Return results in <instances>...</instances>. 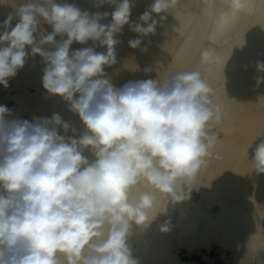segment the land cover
<instances>
[{
	"label": "clouds",
	"instance_id": "1",
	"mask_svg": "<svg viewBox=\"0 0 264 264\" xmlns=\"http://www.w3.org/2000/svg\"><path fill=\"white\" fill-rule=\"evenodd\" d=\"M101 2L114 5V11L90 14L57 0H24L0 24V85L7 88L26 59L39 55L45 62L44 89L67 101L85 129L78 136L71 129L69 136L71 125L58 113L32 122L10 120V110L0 106V264H139L128 241L134 226L152 221L149 212L157 201L149 192L133 200V189L146 181L182 201L186 183L216 149L218 137L209 129L222 121V113L199 70L120 88L104 71L117 62L116 37L125 25L140 36L154 34L178 0H154L139 17L142 24H130V0ZM203 3L211 8L216 0ZM220 3L234 12L245 7V0ZM109 15L111 22L101 23ZM227 16L221 9L216 22ZM42 24L52 31L37 42ZM89 41L106 52L94 46L70 51L74 43ZM141 43L128 41L132 48ZM221 62L213 49L200 54L201 65ZM258 68L264 71V63ZM253 162L256 172L264 173V140Z\"/></svg>",
	"mask_w": 264,
	"mask_h": 264
},
{
	"label": "bare ground",
	"instance_id": "2",
	"mask_svg": "<svg viewBox=\"0 0 264 264\" xmlns=\"http://www.w3.org/2000/svg\"><path fill=\"white\" fill-rule=\"evenodd\" d=\"M3 1L5 0H0V15L2 13L4 14L2 9L5 10V5L2 4ZM22 2H24V0H10L8 11L14 12ZM57 2L62 3L61 0H57ZM118 2H121V0H118ZM137 2L138 0H130L133 7ZM67 3L77 6L82 11L87 10L90 14L93 13L94 8L99 9L97 12L108 13L114 11L115 8L114 5L108 8V3H102L101 0H69ZM153 3L154 0H143L142 12L150 11ZM178 3L182 7L181 11L169 9L168 13H164L163 15H166L167 18L158 23L154 34L140 36V34L131 31L129 26L126 34H123V27L122 32L117 34L116 37L120 41L116 45L117 62L111 66L105 67L104 71L106 78L109 79L114 86H117V88L122 87L125 83L130 81L134 82L145 79H157L162 83L165 79L176 73L194 71L204 66L203 79L209 85L217 84L218 81L222 83L223 81L221 78H225L224 83H222V85H225H223L225 92H223L219 98H214L213 103L220 107L222 119H225V122L235 117L237 119V125L235 128L231 127L225 131V146L222 147L220 145L222 148L220 147L214 151L213 156L208 159V162L201 168L198 175L186 183L184 190L187 193L194 190L200 195L199 202L191 209V214L188 215L186 213V207H188L187 204L189 202L188 195L184 200L174 201V205L169 203L168 205L167 202L162 204L158 203L157 200L159 199L160 192L158 193V191H156L158 193L155 194L157 202L155 207L149 212V219H152V221L145 226L133 227V233L128 241L129 246L132 247L134 257L138 260L139 264H161L162 260H168L169 262L171 257H167L169 255L166 253L168 251V241L171 238L179 243L186 244L189 248L197 244L196 239L199 235V228L202 224L204 225L211 222L209 221L211 218H206L208 217L206 214L202 216L198 213V209H200L199 206L207 204L210 207H218V223L215 222V225H212V233L208 236L209 238L202 243L203 245L208 247L211 243H217L225 246L229 243L228 240L230 241L229 238L227 240L226 236L229 234V231H231L232 233L235 232L238 234L237 237H234L236 238V243L245 242L250 249L257 248L264 253V216L259 212L260 205L264 204V198L260 201L261 203L257 202L258 200H252L256 198H253L254 194H256V196L261 194L260 191L256 192L255 187H261L264 192V173H257L258 180L256 179L257 181L254 182L250 181L248 177V175H250L249 170L255 169L253 162L255 148L264 140V108H260L259 112L255 110L256 107H264L261 105L264 97V89L260 88V84L257 83L258 78H261L258 72H262V70L258 68L259 64L251 67L252 70L247 73L250 61L255 59L257 51L261 52V50H264V32L256 39L255 33L253 32L255 24L264 22V11L261 12L262 15L257 12L253 24L246 32L245 39L255 41L254 48L250 50V52L243 53L240 58H234V49L236 50V47L239 46V43L234 41L233 44L231 42V45L224 47L225 49L220 47L217 51L215 50L222 58L220 64L201 65L200 54L206 49H213L215 45L227 39L226 31L232 24V20L236 17L237 11L234 12L230 9H226L229 11L226 22L218 23L217 26L208 33L209 36H203L204 39L202 40H204L206 46L198 51V42H202L200 40L202 34L196 30V33L199 35L196 36L193 32V28H198L201 32L200 29L206 27V17L210 12L220 7V0H217L211 8L207 7L203 3V0H201V5L199 6L200 11L196 17L194 15V9L197 4L195 0H178ZM263 6V0H259L255 4H251L249 0H245V7L240 10L242 13L240 22H244L251 13L255 15L256 11ZM182 10L187 12V16H184L185 18H183V21L181 20L183 15ZM153 18L157 21L160 19L159 15L155 13H153ZM16 22L18 21L15 20L13 22V26H15ZM110 22V15L101 21V23L105 24ZM190 23L193 28L188 30L187 27H189ZM2 31L3 29L0 28V32ZM51 31L52 28L49 25L42 24L40 32L36 34L37 42H39L41 35H47L51 33ZM59 38L61 37L58 36L56 39L59 40ZM136 38L142 40L141 45L137 48L130 47L128 41ZM92 44V41L83 45L79 44L78 48L75 50L96 46L98 52H106L105 47ZM121 46L125 47L123 51L120 49ZM44 47L49 50H54L50 45H45ZM26 50L30 53V46L27 47ZM196 52H198L197 57L193 61ZM231 56L233 58H231ZM240 62H242V69H239L240 72L239 70L235 71L237 64ZM262 63H264V60ZM44 67L45 62L42 57L39 55L35 57L29 56L26 59L24 67L20 69L19 77L11 80L15 86L25 85L26 83H34L38 86L31 95L23 91H16L11 97V115L7 116V119L21 120V116L25 114V120L29 122L39 118L50 119L53 111L56 110V106H51L49 104L50 100L52 98H59L61 104L67 102L59 96L51 95L38 88L42 84ZM120 72L123 74L121 78L118 79L117 74ZM255 77L257 79H255ZM240 79H244L242 88H240L238 92H233L237 80ZM58 114L61 115L64 121L71 125L67 135H73L71 129H76L77 136L85 130L82 128L83 125L80 118L78 120L75 119V116L78 114L70 110L61 111ZM61 134H64V132ZM220 144L223 145V142ZM84 154L88 156L89 159H92L89 151L86 150ZM241 182H249L250 186L243 184L240 186ZM184 184L185 182L181 181L178 184V190H180V185ZM147 185L149 186L146 181H141V183L133 189V200L138 199L141 194L147 192ZM149 189H151V187ZM172 206H176L177 210H175L174 222L170 223ZM189 217H193V220L191 221ZM224 218H226L228 222L224 227L226 231L228 230V233H225L224 230L220 232V229V233H217V230L215 232L214 230L219 227V223ZM199 223H202L200 227L198 226ZM163 226H167L168 231H162L161 229ZM235 233L233 235H235ZM233 235H231V233L229 234L230 237ZM171 262L170 264L173 263Z\"/></svg>",
	"mask_w": 264,
	"mask_h": 264
},
{
	"label": "rangeland",
	"instance_id": "3",
	"mask_svg": "<svg viewBox=\"0 0 264 264\" xmlns=\"http://www.w3.org/2000/svg\"><path fill=\"white\" fill-rule=\"evenodd\" d=\"M5 1L2 2V4L5 5V7H4L5 10L2 9L4 11V14L2 13L0 15V24L3 23L4 19L8 16V14L15 12V11L14 12L8 11L10 0H5ZM61 1H62V3H67L69 0H61ZM195 1L197 3L196 4L197 8L195 7V9H194L195 13L194 12L193 13L196 17L200 11L199 6L201 5V3H200L201 0H198V2H197V0H195ZM249 1L251 4H255L259 0H249ZM138 3H139V5H138ZM142 4H143V0H140V1L138 0L137 4L134 7H132L131 16H130V24H137V23L142 24L143 23L142 21L139 20L140 15L143 13L142 12ZM6 5H7V8H6ZM263 5H264V0H263ZM112 6L113 5L108 4V8L112 7ZM2 8H3V5H2ZM181 9H182V7L179 3H177L173 8H170V10H174V11L175 10L181 11ZM221 9L226 10L225 6L220 4V7L217 10L210 12V14L206 17V27L204 29H200L201 32L198 30V28L194 29L193 26H191V23H190L189 27H187L188 30L193 28V32L196 36L198 35V33H196V30L202 34V36H200V38H201L200 40L202 41L201 42L202 44L200 42H198V46H199V47L197 46L199 48L198 51L206 46V44L204 43V40H202V39H204L205 36H209L208 33L211 32L215 28V26H217L218 23L216 22V20H217L218 13ZM98 10L99 9L94 8L93 13L97 12ZM263 11H264V6L261 9H258L256 11L255 15L253 13H251L249 15V17H247V19L242 23L240 22V18L242 17L241 16L242 13H241V11H237L236 15H235L236 17L232 20L233 21L232 24L228 27V29L226 31L227 32V39L220 42L219 44L215 45L213 50L217 51L218 49H220V47L221 48L228 47L229 45H231V42L233 44V42L235 41V42L239 43V46L236 47L237 48L236 50L234 49V53H235L233 56L234 58H238V57L240 58L243 53L250 52V50H252L254 48V42L255 41L254 40L249 41V40L245 39V37H246L245 35H246L247 30L253 24L255 17L257 16V12L260 13V15H262L261 12H263ZM182 13H183V15L181 17L182 18L181 20L183 21V18H185L187 16V12L185 10H182ZM14 21L15 20H13V22ZM13 22H12V27H14ZM128 26L129 25L124 26L123 34H126L127 30L129 29ZM190 26H191V28H190ZM253 32L255 33V39H256L261 33L264 32V22H260V23L255 24ZM64 38H66V37H64ZM60 39L61 38H59V40ZM78 46H79V43H74L73 45H71L70 51L77 49ZM94 47L96 48V46H94ZM120 49H121V51H123L125 49V47L121 46ZM197 53L198 52H196V54H194L193 61L196 59ZM233 57L231 56V58H233ZM233 60H235V59H233ZM263 60H264V50H261V52L257 51V56L255 57V59L250 61V66L247 68V73L252 70L251 67H253L254 65H258V64L262 63ZM228 62H229V60H228ZM164 69H165V67H164ZM239 69L240 70L242 69V62L237 64L235 71H237ZM197 70H199L201 72L202 77H203L204 66L199 67ZM240 70H239V72H240ZM258 73H259V75H261V78H264V71L258 72ZM122 74L123 73H121V72L117 74L118 79L121 78ZM19 75H20V70L17 71V74L14 77H12L8 80L9 86L7 88H5L3 85H0V106H7V108L9 110H11V107H12L11 97L16 93V91H23L24 93L31 95L35 92V90L37 89V86H38L34 83H26L25 85L15 86L11 80L15 79L16 77H19ZM256 76H257V74H256ZM255 79H257V78L255 77ZM221 80L223 81L222 83H224L225 78L224 79L221 78ZM220 82L221 81H218L217 84L209 85L213 89V94L211 97L213 101H214V98H219L220 95L223 92H225V90H224L225 88H223L225 85L223 84L224 85L223 86L222 83H220ZM219 83L221 84V86ZM243 84H244V79L237 80L233 92H238L240 90V88H242ZM259 84H260L259 87L264 89V82H261ZM115 87L117 88V86H115ZM38 88L41 89L42 91H46L42 84ZM263 99H264V97H263ZM263 99L261 102L262 106H264V100ZM49 104L51 106H56V110L53 111V114L59 113V112L64 111V110H69L68 102H66L65 104H61L59 98H52L50 100ZM260 108H264V107H256L255 110L257 112H259ZM25 119H26V114L21 116V120H25ZM75 119L78 120L79 116L76 115ZM62 120L64 121V119H62ZM224 120L225 119H222V121L219 124H212L210 126V129H209L210 132L215 133L218 137L216 149H219L221 146L222 147L225 146V141H224L225 131H227L231 127L235 128L237 125V119L235 117L232 118L230 121L225 122ZM81 123H82V121H81ZM82 125H83V123H82ZM82 128H84V125ZM59 131L61 134L63 132V129H60ZM82 133H83V131H82ZM222 142H223V145L220 144ZM250 170H249L250 175H248L249 180L252 182L257 181L258 180V174H257L256 170L255 169H250ZM242 184L246 185V186H250L249 182H245V183L241 182L240 186H242ZM150 187L152 190L149 189ZM147 188H148L147 192L152 193L153 195L159 193V192L157 193L156 190L154 188H152L151 185H149ZM252 189H253V187H252ZM255 190H256V192L260 191L261 194H258L257 196H256V194H254L253 198L254 197H256V198L252 199V200H254V201L258 200L257 202L261 203L260 201L263 200V198H264V196H263L264 194H262V193H264L263 189L258 186V188L255 187ZM199 199H200V195L197 192H195L194 190H191L188 193V201L189 202L187 204L188 207H186L187 208L186 213L188 215L191 214V209L195 205H197V203L199 202ZM157 201L160 204L167 202V204L169 203L171 205H174V201L171 200V197L168 194H164V193H159V199ZM263 205H260V207H259V212L261 215L263 214L262 216H264V206ZM176 208H177L176 206L171 207L170 223H173L175 220V210H177ZM199 208L200 209H198L199 210L198 213L201 214L202 216H205V214H206L208 216L206 218L209 219V217H210L211 219H209V221H211V222H208V224H204L205 226L202 223H199L198 226L200 227L202 224V226H201L202 228L201 227L199 228V235L196 239L197 244H195V246L189 248L186 244L179 243L178 241H176L174 239L172 240V238H171L169 240L171 242L168 241V245H167L168 251L166 253L169 255L167 257H169V258L171 257V258L169 259V262H168V260H162L161 264H167V263L170 264L171 261L173 262V263L171 262L172 264H179V263L180 264L181 263H183V264H264V253L259 251L257 248H251L250 249L245 242L236 243L235 242L236 238H234V237H237L238 234L235 232L232 233L231 231H229V234L231 233V235H233L235 233V235H233L231 237L229 236V234L228 235L226 234L227 240L229 238L230 241L228 240L229 243H227L225 246L219 245L217 243H211L208 247L203 245L202 243L204 241H206L209 238L208 236H210L212 233V230H211L212 225H215V222L218 223V220H217L218 207H216V206L210 207L209 205L206 204V205L199 206ZM200 211H201V213H200ZM188 215H187V218H188ZM190 217H191V215H190ZM192 218H190L191 221L193 220ZM215 218H216V220H215ZM213 220H214V222H213ZM188 221H190V220H188ZM227 223L228 222H227L226 218L222 219V221L219 223V227H217L214 231L216 232V230H217V233H218L219 229H220V232H222L224 230L226 233L228 230L226 231L224 229V227L226 226ZM210 224H211V226H210ZM200 229L203 231H201ZM198 243L200 244V246ZM130 248L132 250V255L134 257L133 249L131 246H130Z\"/></svg>",
	"mask_w": 264,
	"mask_h": 264
}]
</instances>
